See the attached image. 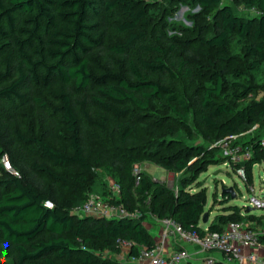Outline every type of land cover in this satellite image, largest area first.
Instances as JSON below:
<instances>
[{"label": "trees", "instance_id": "trees-1", "mask_svg": "<svg viewBox=\"0 0 264 264\" xmlns=\"http://www.w3.org/2000/svg\"><path fill=\"white\" fill-rule=\"evenodd\" d=\"M173 1L199 8L188 20L207 29L200 39L204 63H191L182 53L185 41L167 36L166 23L140 0H0V108L15 115L34 100L39 108L23 130L12 129L0 111V161L9 166L0 163V264H122L113 256L118 240L132 244L131 256L137 247L155 246L147 214L199 235L203 226L220 232L230 222L264 218L241 215L223 193L220 212L202 225L206 197L186 191L187 179L177 193L143 173L135 183L134 165L144 161L166 171L204 172L214 150L186 139L216 141L256 122L260 136L232 145L234 153L249 151L250 157L238 165L229 157L222 161L234 170L242 166L248 186L253 166L264 162V99L250 108L238 105L259 87L240 79L264 63V0H233L254 10L247 19L220 0ZM101 21L116 30L108 47L112 68L94 54L106 42ZM231 44L248 63L224 74L208 52L227 61ZM16 143L34 145L38 155L17 158ZM95 170L119 189L109 201L125 216L71 212L87 199L84 189Z\"/></svg>", "mask_w": 264, "mask_h": 264}, {"label": "rangeland", "instance_id": "rangeland-1", "mask_svg": "<svg viewBox=\"0 0 264 264\" xmlns=\"http://www.w3.org/2000/svg\"><path fill=\"white\" fill-rule=\"evenodd\" d=\"M142 4L146 5L151 11L153 18L162 25L166 23L167 27L165 32L167 36L175 35L180 37L185 41L182 48V53L185 57H188L193 64H199L205 62V57L202 54L203 47L200 43V39L205 37L207 33L206 28L198 29L188 20V16L195 14L199 11L198 7H190L187 4H182L173 0H140ZM221 4L228 5L233 8L235 14L243 18H253L256 13L253 9L247 8L237 1L233 0H220ZM156 22V23H157ZM101 27L106 33L105 46L96 50L94 54L98 57V60L109 68H112V57L114 54L108 49L110 43L115 41L117 38L116 30L114 27L101 21ZM209 55L217 62V67L224 71V74H231L232 68H237L242 70L246 67L248 61L242 54V52L236 47L235 44H231L229 47V59L227 61H222L224 57L222 53L215 50H210ZM94 67V65H93ZM97 72L100 71V67L95 68ZM240 81L249 84L256 83L259 87L256 91L249 94V96L240 102L238 105L242 108L251 107L253 104L262 105V100L264 99V63L261 65L259 72H252L246 78L240 79ZM187 92V91H186ZM189 92H187L188 94ZM37 98L38 96H34ZM196 97V96H195ZM155 107H160V104H156ZM39 110L36 101L34 100L32 104L26 106L22 109L21 113L18 111L17 114L12 115L10 108L3 106L0 108L1 118L6 119L8 123L12 126V129L19 128L24 129V121L28 117H34ZM49 118V117H48ZM253 118V117H252ZM5 120V121H6ZM192 128L198 131L200 128L194 125L191 119ZM200 133V132H199ZM201 134V133H200ZM256 134L261 135L262 131L258 122H256L249 129H239L237 134L232 136L223 137L217 139L216 141L203 140L199 137L195 140L186 139V143H192L196 145L208 146L214 150V162L207 166L206 170L201 173H193V171H166L162 169L157 164L144 161L141 163H136L134 165L133 173H143L149 176L151 179L160 182L167 188L171 189L174 193H177L180 189L181 184L187 179L189 181L188 185H185L186 191H202L206 197V204L204 207V212H208L211 209V217L215 213L220 212L219 200L222 199V194L224 190H232L234 198L230 200V203L236 205L240 208H246L247 198L254 194L258 197L264 196V162L256 164L252 168V185L248 186L246 182H243L235 173L234 167L229 162H223V159L230 157L234 153L233 144H240L242 141L250 139V135ZM13 132H9L7 137L13 138ZM16 141V139H13ZM193 141V142H191ZM2 143L0 142V151L2 149ZM16 157L22 159H31L38 155L36 147L30 144L16 143ZM264 155V152H263ZM6 160H1L0 163L5 169ZM196 175V176H194ZM89 186L84 189V194L86 197H98L102 201H108L110 199H115L117 196L112 192V180L105 176L101 171L95 170V179L92 178L89 181ZM232 193H229L230 196ZM213 206H218V209H214ZM147 207V206H146ZM263 209H253V214L263 213ZM156 218L150 214L146 215L144 221L145 226L149 229L156 222ZM156 233V231H155ZM154 229L151 234L155 236ZM2 253V251H1ZM0 253V254H1ZM125 251L117 252L113 254L114 258L122 264L127 263L125 259ZM1 257V255H0Z\"/></svg>", "mask_w": 264, "mask_h": 264}, {"label": "built area", "instance_id": "built-area-1", "mask_svg": "<svg viewBox=\"0 0 264 264\" xmlns=\"http://www.w3.org/2000/svg\"><path fill=\"white\" fill-rule=\"evenodd\" d=\"M259 147L264 149V134L259 139ZM250 157V152L245 151L238 155L232 153L230 161L232 163L241 164ZM5 168L9 169L8 163H5ZM236 175L246 182L245 172L242 166L235 168ZM135 183L140 180L139 173H134ZM112 192L118 197L119 189L112 184ZM116 197V198H117ZM247 205L252 209L264 210V196L258 197L251 194L247 198ZM242 209V208H241ZM244 208L241 210V215L246 214ZM71 212L76 216H93L100 218H117L125 216L126 213L120 205H114L109 200L102 201L98 197H88L83 203L72 208ZM160 226V233L155 246L152 249L146 247H137V254L131 256L132 244L124 240H118L119 252L125 251V264H192L189 255L184 250H175L166 255L162 251V246L166 240L173 238L181 243H189L196 245L202 252L217 251L222 254L223 264H228L241 258V251L246 247H254L257 249L263 248L264 243L259 241L258 233L251 228L249 221L230 222L220 232H210L203 226V234L199 235L194 230H188L181 224L171 218L157 219ZM247 260L255 264H264V256L250 254ZM198 264H218L211 257H206Z\"/></svg>", "mask_w": 264, "mask_h": 264}, {"label": "crops", "instance_id": "crops-1", "mask_svg": "<svg viewBox=\"0 0 264 264\" xmlns=\"http://www.w3.org/2000/svg\"><path fill=\"white\" fill-rule=\"evenodd\" d=\"M214 209H218V206H213ZM211 209L212 207L208 210V222H210L213 217L216 215L211 217ZM210 213V214H209ZM257 217H261L264 216V211L261 214H254ZM157 220V218L155 219ZM251 227L258 233L259 236H264V218L262 220H260V222H250ZM145 224V223H144ZM146 227V226H145ZM147 231L149 232V234L153 237L154 241H157L159 233H160V226L158 221L155 222V224L153 226H151L149 229L146 227ZM154 229V233L155 236L151 234V231ZM184 250L188 253L189 258L192 262V264H198L199 262H201L203 259H205L206 257H211L213 258L215 261L218 262V264H223L222 263V259L223 256L221 253L217 252V251H211V252H202L200 251V249L193 244H189V243H181L176 241L173 238H169L168 240L165 241V243L162 246V251L164 253H166V255H168L169 253H171L172 251L175 250ZM250 254H256L258 256H264V249L260 248H254V247H246L243 248L241 251V258L242 259H237L236 261L232 262V263H228V264H255L249 260H247V256Z\"/></svg>", "mask_w": 264, "mask_h": 264}, {"label": "water", "instance_id": "water-1", "mask_svg": "<svg viewBox=\"0 0 264 264\" xmlns=\"http://www.w3.org/2000/svg\"><path fill=\"white\" fill-rule=\"evenodd\" d=\"M224 193H232V190H224ZM233 198H234V194L232 193V194H231V199H233ZM252 210H253V209H252L251 207H246L245 210H244V212H245V213H248V212H250V211H252ZM207 222H208V212H204V213L202 214L201 224H202V225H205Z\"/></svg>", "mask_w": 264, "mask_h": 264}]
</instances>
